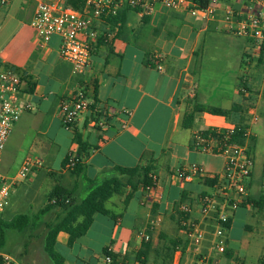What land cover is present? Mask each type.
<instances>
[{"label": "crops", "instance_id": "crops-1", "mask_svg": "<svg viewBox=\"0 0 264 264\" xmlns=\"http://www.w3.org/2000/svg\"><path fill=\"white\" fill-rule=\"evenodd\" d=\"M219 1L220 10L213 19L189 11L161 8L145 18L129 12L122 27H110L107 22L98 24L108 38L102 39L92 57L94 90L89 92L90 111L78 120L73 131L58 128L55 138L49 139L50 144L39 142L35 155L43 160V167L32 178L40 181L50 175L57 180L52 189L63 185L75 191V197L80 199L93 188V183L113 177L114 167L152 166L157 187L147 202L144 186L135 178L134 184L126 183L121 193L106 203L113 217L99 216L113 221L114 226L109 241L105 239L100 249L91 247L90 238L97 215L87 234L72 245L68 234L59 233L56 250L65 264H107L105 250L121 264H143L137 256L146 243L138 236L144 231L150 234V249L141 260H148L146 264L153 260L155 264L154 260H159L158 252L165 247L164 240L181 238L174 214L178 204L195 201L202 194L212 192L215 185L210 176L181 181L177 178L178 172L193 163L211 175L221 173L224 168L222 156L192 149L194 132L232 125L250 129L248 145L254 168L247 197L236 211L230 212L226 253L219 254L212 246L207 249V244L205 249L209 253L202 258V247L197 250L186 245L175 252L174 264H201L202 260L207 264H261L264 254V49L252 40L235 36L224 20L228 9L245 17L249 2ZM7 2L5 8L0 0V34L10 31L12 25L15 27L5 38L0 66H14L24 73L22 97L33 109L15 124L1 163L11 145L15 147L38 124L50 119L46 134L54 122L63 127L59 113L62 97L75 94L88 83L84 77L75 76L71 65L60 58L58 36H53L49 45L40 49L37 34L31 27L37 0ZM156 57L162 61V71L157 70ZM111 105L118 113L109 129L99 132L92 121ZM194 105L223 110L227 116L196 113L193 126L185 129L184 116ZM120 111H129L131 115L125 116ZM254 115L258 117L256 122ZM76 132H83L91 147L83 161L85 171L80 176L63 168L68 154L79 150ZM172 160L174 164L169 165ZM175 165L177 169L171 168ZM54 166L58 169H52ZM0 171L3 170L0 168ZM15 190L5 215L14 206ZM4 220L10 221L5 217ZM155 220L160 223L152 228ZM209 226L211 230L213 225ZM206 243L211 245V237ZM43 264L52 263L46 257Z\"/></svg>", "mask_w": 264, "mask_h": 264}, {"label": "built area", "instance_id": "built-area-1", "mask_svg": "<svg viewBox=\"0 0 264 264\" xmlns=\"http://www.w3.org/2000/svg\"><path fill=\"white\" fill-rule=\"evenodd\" d=\"M249 2V8L244 17L241 12L228 9L225 22L230 31L238 37L252 40L258 48L264 49V0H240ZM3 7H8L7 0H1ZM219 0H209L203 9L190 0H83L80 8L69 6L59 0H37L31 27L35 30L40 49H45L53 36L60 38L59 56L71 65L75 76L84 77L85 87L75 94L62 97L59 113L63 127L73 131L78 120L90 111L92 105L89 92L94 84L92 72L93 53L100 46L102 39L108 38L101 33L98 24L117 17L122 11L134 12L140 18L153 16L163 8L175 12H192L203 18L213 19L220 10ZM157 70H163L160 57L155 58ZM89 80V81H87ZM25 83L24 73L10 65L0 66V163L13 132L15 124L26 113L31 111L32 104L23 101L22 90ZM247 93V90L243 89ZM118 113L114 106H109L105 112L99 113L92 123L104 132L110 127V122ZM120 114L130 116L129 111ZM258 117L254 115L253 121ZM126 125H124L125 127ZM251 132L248 127L232 125L228 128L196 130L193 134L191 147L194 151L222 156L225 160L221 173L209 174L199 164H189L178 172L181 181H190L196 177L215 181L213 191L202 194L195 201L178 204L174 214L179 226L181 242L177 252L184 246H192L197 250L211 237V246L219 254L226 253L227 238L231 222V213L236 211L248 195V184L252 178L254 158L249 150ZM66 169H73L78 160V150L71 151ZM43 167V160L36 156H28L13 179L0 173V222L10 207L12 192L17 183L32 178ZM153 184L145 189V201H150L151 194L157 187V179L152 176ZM160 220L152 222V228ZM213 225L211 230L210 226ZM209 229V231H208ZM141 240L148 242L151 237L147 231L140 232ZM107 264L111 259L106 257ZM0 264H16L9 255L0 251ZM201 264H207L202 260ZM261 264H264V254Z\"/></svg>", "mask_w": 264, "mask_h": 264}, {"label": "trees", "instance_id": "trees-1", "mask_svg": "<svg viewBox=\"0 0 264 264\" xmlns=\"http://www.w3.org/2000/svg\"><path fill=\"white\" fill-rule=\"evenodd\" d=\"M190 1L201 9L205 8L209 2V0ZM65 2L69 6L77 9L83 4V0H66ZM128 14V11H122L117 17L108 20L107 24L110 27H117L118 25L120 27L125 26ZM202 112L214 116H227L226 111L202 105H194L184 116L183 128L190 129L193 126L195 114ZM75 142L79 146L78 160L75 167L69 169V172L72 175L80 176L85 171L83 161L89 156L91 147L88 143V138L83 132H76ZM67 164L68 159L66 158L63 166L64 169H66ZM113 171L115 173L113 177L93 183V188L87 192L83 199H77L75 197V191L69 190L63 185H57L51 190L47 204L40 209L37 215L21 214L9 222L2 220L0 222V251L4 253L3 247L7 230L16 229L23 232L30 229L34 231L44 224V216L57 209L60 211L57 219L54 222L45 224L46 231L42 238V251L52 264H65L64 258L56 250L59 233L64 232L68 234L70 237L69 244L72 245L77 239L87 234L96 215L100 214L113 217L112 213L106 208V203L115 195L120 194L126 183L134 184V179L137 178L138 182H141L144 187L153 184L152 166H136L134 168L114 167ZM167 241L169 243H166L165 247L158 252L159 260H155V264H173V256L177 248L182 245V242L180 239H169ZM149 249L150 242L144 243L143 250L137 256V259L143 264H146L148 260H141V258L147 255ZM104 254L111 259L110 264H121L109 250H105Z\"/></svg>", "mask_w": 264, "mask_h": 264}, {"label": "rangeland", "instance_id": "rangeland-1", "mask_svg": "<svg viewBox=\"0 0 264 264\" xmlns=\"http://www.w3.org/2000/svg\"><path fill=\"white\" fill-rule=\"evenodd\" d=\"M14 27L15 26L12 25L10 31H12ZM10 31L7 30L6 32L0 34V51H3L2 49L5 48V44H6L5 38L9 35ZM49 124H50V119L46 120L42 124H38V126H35L33 128L34 130L27 133L25 136L21 137L20 140L16 143L15 147L11 145L9 149V153L6 156L4 163L0 164V168L3 170L2 172L0 171L2 175L10 179L15 178L24 160L30 155H35V151L36 152L38 151V147L40 146L39 142L42 141L45 142L46 144H50L51 142L49 141V139L55 138V134L58 132V128H62V130L64 128L61 127L60 123L54 122L52 125H50L49 134H46ZM163 161L164 160H162V162ZM172 164H174L173 160L171 161V163H169V165ZM177 165L171 166V168L177 169L178 168ZM52 169H58V166H54V168ZM48 176H49L48 178L45 179L43 178L40 181H35V179L33 178H28L24 181L17 183V185L14 188L16 189L14 206L12 207L11 210L8 211L9 212L8 215H5V218L11 220L12 218L14 217L16 218L21 214H28L31 216L37 215L40 209L47 204L49 193L57 181L52 176L50 175ZM86 194L87 192H85L80 199H83L86 196ZM59 213L60 211L57 209L48 213L46 216L43 217L44 224H42L39 228L35 229L34 231L30 229L23 232H20L16 229L7 230L5 235L3 252L9 255L10 258L16 264H43V258H46L42 251V238L46 231L45 224L54 222L57 219ZM109 224L111 228L109 227ZM249 224L253 225L251 221L249 222ZM113 226H114L113 221H109V219H107L106 217L97 215L96 223L93 226V229L90 233L91 247L95 249H100L102 242L105 239L108 240L112 236ZM179 236L181 235L179 234ZM165 243L168 244L169 241L166 240ZM205 243L202 246V253H203V255H201L202 258L206 257L207 256L206 254L209 253L205 249L206 245L208 244L207 249H210L211 246L210 243H206V244ZM152 261L153 260H151L150 264L153 263ZM172 261L174 264L175 263L174 256ZM187 264H191V263L188 262Z\"/></svg>", "mask_w": 264, "mask_h": 264}]
</instances>
